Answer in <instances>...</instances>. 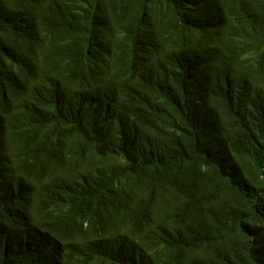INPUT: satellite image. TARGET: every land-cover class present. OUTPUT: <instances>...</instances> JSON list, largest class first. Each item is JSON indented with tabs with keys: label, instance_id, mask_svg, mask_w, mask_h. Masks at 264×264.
I'll return each instance as SVG.
<instances>
[{
	"label": "trees",
	"instance_id": "1",
	"mask_svg": "<svg viewBox=\"0 0 264 264\" xmlns=\"http://www.w3.org/2000/svg\"><path fill=\"white\" fill-rule=\"evenodd\" d=\"M0 264H264V0H0Z\"/></svg>",
	"mask_w": 264,
	"mask_h": 264
}]
</instances>
